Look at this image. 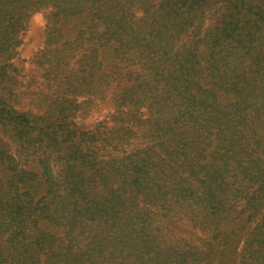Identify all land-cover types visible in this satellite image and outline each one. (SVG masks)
<instances>
[{"label":"trees","instance_id":"obj_1","mask_svg":"<svg viewBox=\"0 0 264 264\" xmlns=\"http://www.w3.org/2000/svg\"><path fill=\"white\" fill-rule=\"evenodd\" d=\"M0 264H264V0H0Z\"/></svg>","mask_w":264,"mask_h":264},{"label":"rangeland","instance_id":"obj_2","mask_svg":"<svg viewBox=\"0 0 264 264\" xmlns=\"http://www.w3.org/2000/svg\"><path fill=\"white\" fill-rule=\"evenodd\" d=\"M44 13L39 12L32 17L28 31L26 33L24 44L18 48V54L15 62L20 66L21 74L24 79L27 75L32 73L33 66L30 63L33 52L40 47L42 41V27L44 25ZM110 109L104 104L92 109L86 116L79 118V122L89 126L107 118ZM199 237V236H198ZM194 238V237H193ZM200 239V238H199Z\"/></svg>","mask_w":264,"mask_h":264}]
</instances>
